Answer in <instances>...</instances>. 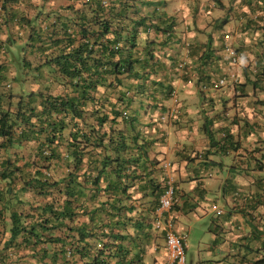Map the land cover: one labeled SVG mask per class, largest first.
Listing matches in <instances>:
<instances>
[{
  "label": "crops",
  "instance_id": "1",
  "mask_svg": "<svg viewBox=\"0 0 264 264\" xmlns=\"http://www.w3.org/2000/svg\"><path fill=\"white\" fill-rule=\"evenodd\" d=\"M133 1L131 18L145 19L152 26L141 31L139 50L142 52L152 42L159 50L157 74L152 79L171 84L178 93L175 116L171 117V99L161 100L157 108L151 102L141 110L140 126L153 141L150 153L158 164L156 178L166 191L175 188L173 208L163 215L158 214L159 209L153 212L160 201L150 188L143 187L145 183L137 184L132 191L133 216L148 218L137 232L138 237L75 235L65 247L58 244L31 248L22 235L11 244L12 214H34L45 204L30 192L19 191L16 182L12 184L14 190L10 180L2 178L4 160L19 159L17 164L23 166L32 158L35 144L27 143L0 153V199H5V203L0 202V264H53L50 257H57L61 264V250L66 256L71 253L74 264H87L107 244L110 252L101 259L113 256L109 264H169L168 227L187 236V254L189 235L200 226L209 235L199 243L195 256L186 259V264H264V108L258 104L264 100V77L259 76V71H264V12L254 4L250 6V0ZM79 4L77 0H0V64L11 60L7 53L9 37L11 42L32 45L30 36L34 30L42 31L45 37L63 26L73 27V9ZM228 23L232 34H225L227 26L220 28ZM170 24L174 28L171 42L167 43L168 37L155 27ZM228 36H232L233 47L244 51L246 58L237 66V73L239 83L246 86L204 89L203 85L212 87L230 74L232 66L223 53L227 44L222 46ZM208 46L222 59L216 65L202 67L198 59ZM45 58L29 47L24 59V86L11 85L16 72L10 64L8 79L0 90L21 93L23 89L28 93L50 87L55 94L60 93V87L51 86L48 69H44L45 79L37 77L34 69L43 65ZM257 79L262 88L254 87ZM159 219L162 225L158 228ZM89 223V218H80L75 227ZM121 233L125 235L126 231ZM121 249L125 253L118 251Z\"/></svg>",
  "mask_w": 264,
  "mask_h": 264
},
{
  "label": "trees",
  "instance_id": "2",
  "mask_svg": "<svg viewBox=\"0 0 264 264\" xmlns=\"http://www.w3.org/2000/svg\"><path fill=\"white\" fill-rule=\"evenodd\" d=\"M77 1L80 4L73 9V27L63 26L45 37L42 31L34 30L32 45L11 42L9 37L7 53L11 60L0 64V87L8 79L10 64L16 72L11 85L24 86V59L32 47L46 56L44 64L34 69L37 77L45 79L44 69H48L51 86L61 88L57 94L50 87L28 93L23 89L21 93L0 90V153L35 144L32 158L23 166L17 164L19 159L2 162V178L10 180L14 190L12 184L16 182L19 191L45 201L34 214H12L11 244L22 235L31 248L65 247L75 235L138 237L148 218H134L132 191L145 183L143 187L150 188L157 201L166 193L156 178L158 164L151 159L153 141L140 130L141 110L151 102L157 108L158 102L171 99L175 92L171 84L152 79L159 61L155 43L139 50L141 31L152 26L145 19L131 18L133 0H108V6L104 0ZM250 2L264 12V0ZM173 28L172 24L155 27L168 37L167 43ZM221 59L208 46L198 60L202 67H211ZM259 72L264 77V71ZM258 80L253 83L255 88L261 87ZM239 82V89L246 86ZM258 104L264 108V100ZM208 135L212 138L210 132ZM0 202L5 203V199ZM159 208L157 203L153 212ZM80 218H89L90 223L75 227ZM106 247L87 264L111 263L113 256L101 259L110 252V245ZM61 255V264H74L71 253L66 256L61 250ZM50 259L59 264L57 257Z\"/></svg>",
  "mask_w": 264,
  "mask_h": 264
},
{
  "label": "built area",
  "instance_id": "3",
  "mask_svg": "<svg viewBox=\"0 0 264 264\" xmlns=\"http://www.w3.org/2000/svg\"><path fill=\"white\" fill-rule=\"evenodd\" d=\"M89 1L90 0H86V2ZM103 4L105 6H108L109 5L108 0H104ZM228 38L229 36L227 37V39ZM225 52L229 56L231 65L237 66L240 63L243 56L242 53H238L230 46L226 47ZM230 82H238L235 73H232V75L229 74L226 78H223L218 82L214 83L212 88L214 90H219L224 87H227L230 84ZM171 100L174 103V106L171 111V117H173L178 112L176 108L179 99L176 92H174V94L172 95ZM175 195H176L175 188L170 187L167 189L166 193L162 196L160 200V208L158 210L159 212L158 214L163 215L166 211H171V209L175 204ZM161 225H162V220L159 219L157 223L158 228L161 227ZM186 249H187V236L179 235L175 233L171 227H168L166 231V251L170 261L169 264H186Z\"/></svg>",
  "mask_w": 264,
  "mask_h": 264
},
{
  "label": "rangeland",
  "instance_id": "4",
  "mask_svg": "<svg viewBox=\"0 0 264 264\" xmlns=\"http://www.w3.org/2000/svg\"><path fill=\"white\" fill-rule=\"evenodd\" d=\"M227 26V27H226ZM221 27H223V28H225L226 27V32H225V34H232L231 33V31H229V29L231 28V25L228 23V24H225V25H220V28ZM234 29H236L235 28V26H232ZM232 28V29H233ZM230 38H232V36H229V39H226L227 41L222 45V46H224L225 44H227V45H225V47H224V51H223V53H224V55H225V58H226V60L227 61H229V56L226 54V52H225V49H226V47L227 46H230L231 48H233L234 50H236L238 53H242L243 54V56H242V59L241 60H244L246 57H245V55H244V51H241V50H238V49H236L235 47H233V44H232V40L230 39ZM219 47V46H218ZM240 63H241V61H240ZM240 63L237 65V66H239L240 65ZM231 64V63H230ZM232 66V69L230 70V74L232 75V73H235L236 74V76H237V79H238V81H240V76H239V74L237 73V69H238V67L237 66H233V65H231ZM236 70H235V69ZM228 74V73H227ZM238 84V82H230V84L227 86V88L225 87L224 89H228V88H231L232 86L233 87H235L236 85ZM205 89H212V87H207V88H205ZM221 90V89H220ZM176 93H177V91H175ZM177 96H178V93H177ZM21 153H24V151L23 152H21ZM208 233H204L203 232V230H202V226H200V227H195V228H193L192 229V232H191V234L189 235V253H187L186 254V259H187V261H188V259H190V257H193V256H195V253L197 252V247H198V245H199V243L201 242V241H203V238H206V237H208ZM202 255V258L204 257V253H202L201 254ZM197 256V255H196Z\"/></svg>",
  "mask_w": 264,
  "mask_h": 264
}]
</instances>
